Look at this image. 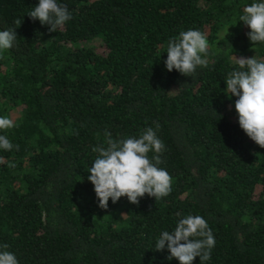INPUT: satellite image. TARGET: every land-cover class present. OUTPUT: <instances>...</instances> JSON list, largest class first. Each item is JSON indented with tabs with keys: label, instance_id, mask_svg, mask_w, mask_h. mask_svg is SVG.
<instances>
[{
	"label": "trees",
	"instance_id": "16d2710c",
	"mask_svg": "<svg viewBox=\"0 0 264 264\" xmlns=\"http://www.w3.org/2000/svg\"><path fill=\"white\" fill-rule=\"evenodd\" d=\"M38 2L0 0V30L18 37L0 54V116L15 123L0 134L19 145L0 149V245L19 264H179L156 242L200 215L216 241L204 264H264V148L225 94L235 56L264 59L240 21L264 0H58L72 19L56 32L28 16ZM189 29L209 42L192 77L164 64L169 40ZM156 123L172 191L100 208L93 147Z\"/></svg>",
	"mask_w": 264,
	"mask_h": 264
},
{
	"label": "clouds",
	"instance_id": "9594fccd",
	"mask_svg": "<svg viewBox=\"0 0 264 264\" xmlns=\"http://www.w3.org/2000/svg\"><path fill=\"white\" fill-rule=\"evenodd\" d=\"M240 16L250 31L247 33L252 44H264V2H253L243 10ZM32 20L48 25L49 32H56L72 19L67 5L58 0H39L28 13ZM23 20L17 19L20 26ZM16 28L0 30V54L13 47L17 40ZM209 42L200 30L181 31L172 37L167 46V58L164 61L167 71L175 69L186 77H192L198 67H207ZM238 69L229 73L225 82V94L235 100L239 127L259 147L264 148V59L255 56L245 58L235 56ZM174 91V90H173ZM15 127L13 119L0 116V132ZM156 129L148 127L139 137L113 139L105 132L104 144L93 147L97 157L91 164L87 177L94 186L99 207L108 208L109 199L116 203L126 197L132 204L138 205L145 195L159 200L172 191L173 177L165 168L161 153L165 151L164 142L158 137ZM106 145V147L104 146ZM19 150L6 135L0 134V149ZM149 153L153 155L149 156ZM3 157H0V163ZM14 167V164H10ZM215 237L205 218L200 215H188L181 218L174 231H163L156 242L157 251L167 248V259H176L179 264H193L199 257L201 264L211 259L215 246ZM8 245H0V264H19L16 255L8 251Z\"/></svg>",
	"mask_w": 264,
	"mask_h": 264
},
{
	"label": "rangeland",
	"instance_id": "374dc122",
	"mask_svg": "<svg viewBox=\"0 0 264 264\" xmlns=\"http://www.w3.org/2000/svg\"><path fill=\"white\" fill-rule=\"evenodd\" d=\"M232 114H234L235 116L237 115V114H236V111H235L234 109H233V112H232Z\"/></svg>",
	"mask_w": 264,
	"mask_h": 264
}]
</instances>
